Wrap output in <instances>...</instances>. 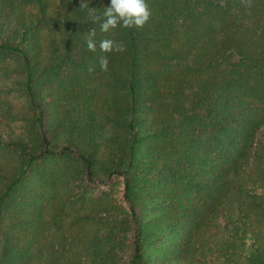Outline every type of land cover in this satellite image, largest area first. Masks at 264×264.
I'll use <instances>...</instances> for the list:
<instances>
[{
    "label": "trees",
    "instance_id": "1",
    "mask_svg": "<svg viewBox=\"0 0 264 264\" xmlns=\"http://www.w3.org/2000/svg\"><path fill=\"white\" fill-rule=\"evenodd\" d=\"M108 2L0 0V264H264V0Z\"/></svg>",
    "mask_w": 264,
    "mask_h": 264
},
{
    "label": "clouds",
    "instance_id": "2",
    "mask_svg": "<svg viewBox=\"0 0 264 264\" xmlns=\"http://www.w3.org/2000/svg\"><path fill=\"white\" fill-rule=\"evenodd\" d=\"M102 8L103 11L98 15L92 13V18L93 22H99V29L104 33L110 32L118 26L121 28L142 27L150 16V10L145 0H109L107 6ZM94 37L95 31L91 29L85 39L86 47L90 50L97 47ZM98 46L102 50H109L114 46V42L110 39H103L99 41Z\"/></svg>",
    "mask_w": 264,
    "mask_h": 264
}]
</instances>
